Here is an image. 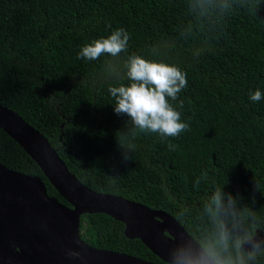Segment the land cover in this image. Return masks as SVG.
<instances>
[{"label":"trees","instance_id":"trees-1","mask_svg":"<svg viewBox=\"0 0 264 264\" xmlns=\"http://www.w3.org/2000/svg\"><path fill=\"white\" fill-rule=\"evenodd\" d=\"M118 28L129 33L126 52L77 58ZM132 54L187 73L169 101L189 125L178 137L133 135L115 114L108 89L128 83ZM257 89L264 94V0H0V105L43 134L87 188L170 214L203 248L215 233L206 206L221 191L246 264H264V249L252 259L243 249L264 238V97L249 99ZM0 164L41 178L70 207L1 129ZM124 231L104 214L81 218L92 248L166 264Z\"/></svg>","mask_w":264,"mask_h":264},{"label":"water","instance_id":"water-1","mask_svg":"<svg viewBox=\"0 0 264 264\" xmlns=\"http://www.w3.org/2000/svg\"><path fill=\"white\" fill-rule=\"evenodd\" d=\"M0 129L70 205L50 197L41 178L0 164V264H153L85 243L80 228L86 214H104L123 223L128 239L140 240L166 264H174L181 249H204L170 214L87 188L43 134L3 105Z\"/></svg>","mask_w":264,"mask_h":264},{"label":"clouds","instance_id":"clouds-1","mask_svg":"<svg viewBox=\"0 0 264 264\" xmlns=\"http://www.w3.org/2000/svg\"><path fill=\"white\" fill-rule=\"evenodd\" d=\"M129 39V33L118 28L106 38L83 45L77 58L95 61L104 55L118 57L127 51ZM124 68L128 83L110 86L108 91L115 101V114L129 118L133 135L139 132L159 134L165 138L178 137L188 130L189 125L182 122L181 113L169 102L176 101L186 88V72L176 65L147 60L136 54L128 57ZM262 97L264 94L259 89L249 94L252 102H259ZM180 107H183V101H180ZM168 147L172 150L176 146L170 143ZM232 204L233 198L229 196L227 206ZM225 209L224 194L217 191L206 206L215 228L214 238L204 249H181L174 257V264H246L241 253L242 241L229 229L224 218ZM259 247V244L253 245V249ZM254 255L255 251L250 252L247 258L252 259Z\"/></svg>","mask_w":264,"mask_h":264},{"label":"rangeland","instance_id":"rangeland-1","mask_svg":"<svg viewBox=\"0 0 264 264\" xmlns=\"http://www.w3.org/2000/svg\"><path fill=\"white\" fill-rule=\"evenodd\" d=\"M254 244H259L260 247L257 248V249H253V245ZM244 251L246 253H250V252H253V251H258V250H263L264 249V238L261 234H259L256 238H254L253 240L251 241H248L244 247H243Z\"/></svg>","mask_w":264,"mask_h":264}]
</instances>
